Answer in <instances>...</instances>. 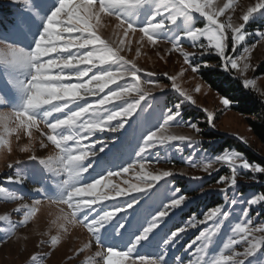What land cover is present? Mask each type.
<instances>
[{
  "label": "snow or ice",
  "instance_id": "1",
  "mask_svg": "<svg viewBox=\"0 0 264 264\" xmlns=\"http://www.w3.org/2000/svg\"><path fill=\"white\" fill-rule=\"evenodd\" d=\"M12 2L23 7L15 9L6 26L0 19V80L3 81L0 84V147H7L11 152L8 137L15 134L20 140L22 132L28 137V142L20 147V151L30 155L27 161L17 160L8 165L16 172L0 184V199L13 201L21 198L7 185H22L25 174H28L34 183L41 185L33 190L37 195L47 197L52 204L67 206L68 211L61 207L60 215L53 221L57 229L66 232L68 225L86 228L98 246L95 256L101 258L103 264H123L125 258L130 259V264H173L169 257L180 245L187 228L171 230L167 227L169 221L184 212L194 198L206 197L210 192L202 187L203 177L171 170L156 174L144 172L137 177L138 183L128 188L110 187L111 177L135 171V167L129 164L121 168V172L114 173L110 160H103L101 154L114 150L115 155L123 154L124 146L119 137L132 128L138 145V150L133 149L135 161L141 171L153 153L156 154L154 159L159 161L161 151L176 147V151L182 153L185 146L191 150L186 162L197 167L199 157V166L209 176L213 171H219V168L214 169V165L231 170L230 176H222L218 181L226 187L216 190L224 196L225 202L209 209L202 220L192 216L186 222L190 228L212 222L184 248L192 257L188 264H264V235H256L264 234V222L254 228L251 217L257 207L264 211V193L250 197L239 195L237 180L240 169L250 170L255 180L256 174H264V166L249 162L237 151L224 150L213 156L202 148V140L172 133L169 130L172 125L185 123L200 132L196 123L185 122L181 115L185 102L195 103L192 96L177 84V76L184 70L177 75L163 74L171 82V90L179 97L175 104L168 106L163 101L168 85L154 82L160 74L145 71L133 59L121 54L126 47L131 49L133 41L129 34L139 33V39L135 41L137 55H140L145 41L156 47L165 39L171 44L165 51L178 52L193 73L202 67H210L206 63H197V57L204 60L212 54L219 57L226 71L244 73L251 67L246 62L248 57L236 56L235 53L249 35L264 39V31H246V26L264 21V0H255L247 6L240 16L241 22L236 24L229 14L236 0H226L222 6L213 0ZM224 15H227L226 21L220 19ZM104 17L116 21L112 33L115 39H105L98 34V30L104 27ZM198 21H203L204 26L196 27ZM184 41H190L196 51L189 52L181 47ZM229 46L232 55L229 54ZM249 51L244 49L245 53ZM156 54L160 55L159 52ZM93 70L98 74L91 75L89 79ZM82 78L83 83L80 82ZM242 83L248 88L255 81L244 79ZM109 85H113L115 90ZM196 90L199 91V86ZM89 97L94 98L92 102H89ZM232 99L222 96L221 102L228 106ZM150 114H155V124L149 125L147 116ZM207 121L210 125L213 123L211 112L207 114ZM137 129L142 139L135 135ZM33 130L40 135V148L47 147L43 137L54 146L52 154L47 157L36 155ZM105 130L111 134L114 143L95 139L96 133H104ZM89 139L92 141L90 144L87 143ZM29 162H35L38 167L30 168ZM101 163L108 169L106 175L96 173ZM93 173L99 178L83 183ZM178 177H187L188 182L183 189L170 183ZM49 180L55 185L53 195H49L53 191L49 188ZM103 189L114 195L109 196ZM229 189L232 190L231 196L228 195ZM131 192L143 196V199L129 195ZM122 196L128 199L115 200ZM111 200L115 203H104ZM41 203L36 199L31 206L17 208V212L23 211L21 223H27ZM117 204L121 206L117 207ZM109 207L112 210L101 211ZM129 210L134 217L133 223L121 222L126 221ZM233 210H236L239 222L229 226ZM119 213L125 215L119 216ZM260 215V212L256 213L257 217ZM8 220V215H0V221ZM15 227L14 223L10 224L8 233ZM225 227H229L230 234L215 252L218 234H223ZM107 240L113 243L105 248ZM57 243L58 236L53 235L51 244ZM121 245L124 250L118 251ZM138 245L141 248L148 245L153 250L137 255ZM238 245L246 247L237 251ZM193 246L194 253L191 251ZM89 247L91 243L84 245V248ZM38 260L41 257L33 255L31 264H37ZM175 262L183 264L182 256H176Z\"/></svg>",
  "mask_w": 264,
  "mask_h": 264
},
{
  "label": "rangeland",
  "instance_id": "2",
  "mask_svg": "<svg viewBox=\"0 0 264 264\" xmlns=\"http://www.w3.org/2000/svg\"><path fill=\"white\" fill-rule=\"evenodd\" d=\"M7 1H10L13 4L12 0ZM213 2L222 6L226 0H213ZM253 3H255V0H236L234 9L229 10V14L232 16V22L234 24L241 22L240 16L242 15L243 10ZM21 7H23L22 4H15L13 8L17 9ZM220 19L226 21L227 15L220 17ZM115 23L116 21L114 19L104 17L102 20L104 27L98 30V34L105 39H115L112 35ZM203 26V21H198L196 23V27ZM258 30L264 31V21L246 26V31L248 33H254ZM129 35L133 41L131 49L129 50L126 47L121 54L125 55L127 59H133L137 63L138 67L145 69V71L160 74L159 79L154 82L168 85L167 96L163 98V101L166 102V105L168 106L175 104L179 97L177 93L171 90V82L168 81L163 74L168 73L169 75H177L178 73H181L182 69L184 70L181 75L177 76V84L180 88L186 90L192 96L195 103L185 102L181 110V115L183 116V120L185 119V122L191 121L192 123H196L200 132L197 133L185 123L181 125H172L169 129L172 133L178 135H188L197 140H202V148L207 150L213 156L224 150L239 152L233 144H228L222 149L219 147L225 138L236 140L249 149L250 152L258 158V161H250L247 159L249 162L264 166V146L252 133L245 116L233 109L232 106L235 103L232 101L228 106L222 104L221 97L223 95L214 90L203 78L207 69L217 67L229 76L239 80L242 86V81L244 79H252L255 81L254 85H250L248 88L243 87L254 92L264 101V73L258 75L254 74L257 68L259 66H263L262 64L264 63V39H261L257 35H249L246 42H242V44L238 46L235 55H246L248 57L246 62L251 66L249 70L244 73H240L238 70H232L231 72L226 71L220 62L219 57L215 54L206 57L204 60L197 57V63H206L210 65V67H202L199 72L193 73L191 68L184 63L183 57L178 52L174 51L169 53L165 51L171 47V44L166 42L165 39H162L156 47L147 44L145 41V46L141 48L140 55H137V45L135 44V41L139 39L140 34L136 33L133 35L130 33ZM202 42L206 43V41ZM253 45H255V47H253ZM181 47L189 52L196 51L190 41H184L181 44ZM245 48L250 49V51L245 53ZM228 51L229 54L232 55L230 46ZM157 52H159V56H157ZM161 56L164 57L163 60L160 59ZM53 58L55 57L53 56ZM110 70L114 71L115 69ZM94 74L98 73L93 70V72L89 73L88 78L90 79L91 75ZM72 82L75 83L76 80L73 78ZM80 82L83 83L85 81L82 78ZM119 82L120 81H117V83ZM2 83L3 81L1 80L0 84ZM197 86H199V91L196 90ZM109 87H112L115 90L113 85H109ZM88 99L89 102H92L94 98L89 97ZM197 111H200L201 114H203V117L195 118V113ZM208 112L213 114V123L211 125L207 121ZM147 119L149 121V125L155 124V114L148 115ZM158 126L159 125L157 124L156 127ZM43 127L44 126L41 125V128ZM150 130H155V128H150ZM45 131H47V129H45ZM207 131L213 132V135L211 137L205 136L204 132ZM144 134H146V132ZM33 135L36 137L34 140V147L37 156L47 157L55 151L54 146L47 141L46 137H43V139L47 147L40 148L39 133L33 130ZM135 135L142 139L139 129L136 130ZM95 139L97 141L107 140L114 143L111 134H108L107 130H105L104 133H96ZM119 139L121 141V145L124 146L123 154L115 155L114 150L113 152L101 154L103 155V160H110L112 165L111 171L114 173L121 172V168L127 167L129 164L134 165L135 171L127 173L121 172L120 175L111 177L110 187L111 185H118L122 189L128 188L131 184L138 183L137 177L139 175H143L144 172H152L153 174H156L158 171L162 170H171L177 173L184 172L187 173L188 176H200L204 178L202 187L208 189L210 194L206 197L194 198L193 201L188 204L187 208L184 209V212L178 213L174 216L172 220L169 221L167 226L171 230H175V228L178 227L187 228L186 232L182 236L180 245H177V249L173 250L174 252L169 258L172 260L173 264H176L175 257L182 256L183 264H188V261L192 257L184 251V248L191 244L192 241L195 240L196 236H198L199 233L206 227H209L212 222L208 221L203 225H197L195 228L187 227L186 222L192 216H195L197 220H202L204 218V213H206L209 209L225 202L224 196L216 190L226 187L225 184L218 183V181L222 176H230L231 170L226 166L214 165V169L219 168V171H213L209 176V174L205 173L199 166V157H197V167H192L186 162V158L191 154V150L185 146L182 153L177 152L176 147L170 148L167 152L161 151V158L159 161L154 159L156 154L153 153V157H150L148 161L144 162L145 167L143 171H141L139 164L135 161V151L133 149L135 148L138 150V145L133 135V129L128 128V131L125 132L122 137H119ZM8 140L12 149L11 152L7 150V147H0V184H4L6 178L10 175H14L16 172V169L8 167L10 163H15L17 160L27 161V157L30 155V153L20 151V147L28 142V137L22 132L20 140L16 139L15 134L9 136ZM210 141L212 142L211 145L209 144ZM87 143H92L91 139H89ZM97 151L99 150L97 149ZM105 152H107V149H105ZM29 167H38V165H35V162H29ZM107 170V168L103 167V163H101L96 168V173L106 175ZM96 173H93L91 178H85L83 183H90L92 179H98L99 176L96 175ZM237 180L239 184L238 194L250 197L253 194L261 193L257 190V187L264 185V174H256V179L253 180L250 170L245 171L240 169ZM187 182V177H178L177 180L170 181L171 184H175L177 187L182 189L187 185ZM48 185L49 188L53 190L49 192V195H53L55 189L54 182L49 180ZM40 186V184L34 183L31 176L28 174H25L22 185H7L9 190L15 191L21 198L13 201L0 199V215L9 216L8 221H0V264H31V258L33 255L41 257V260H38L37 264H103V260L95 256L98 246L95 240L91 238L86 228L80 225H68V230L66 232L57 229L56 225L53 224V221L56 220L58 215H60L59 209L61 207H63L65 211H68L67 206L52 204L48 201L47 197L37 195L33 190ZM140 186L143 187V185ZM103 191L108 192L107 189H103ZM197 192H199V189H197ZM231 194L232 190L229 189L228 195L231 196ZM108 195L112 196L114 193L108 192ZM129 195L138 196L135 192H131ZM138 198L143 199V196H138ZM36 199H40L42 201L41 205L38 207V211L27 223H21L24 219L23 211L17 212L16 209L21 205L31 206L33 200ZM126 199H128L126 196L115 198V200L121 201ZM115 200L104 203L114 204ZM146 203H150V201H147ZM116 206L119 207L121 205L117 204ZM103 210L112 209L109 207L101 209V211ZM257 212L261 213L259 217L256 216ZM263 212L264 211H262L259 207L255 208L252 212L251 217L254 221L252 227H258L262 222H264V218L262 216ZM118 215L123 216L125 214L119 213ZM81 218H83V216H81ZM133 221L134 217L131 214V210H129L126 221L121 222L131 224ZM235 222L239 221L236 210H233V219L229 221V226ZM13 223L16 227L14 231L9 234L8 229L10 224ZM228 234H230L229 227L224 228L223 234H218L219 238L216 241L217 246L214 249L215 252H218L219 248L222 247ZM53 235L58 236V243L56 245L51 244V237ZM256 235L264 234L257 233ZM88 243H91V247L84 248V245ZM111 243H113V241L107 240L105 242V248H107ZM244 247H246V245H238L236 250L243 251ZM117 250H124L123 245L118 247ZM152 250L151 246L145 245L141 248L138 245L136 254L143 255ZM191 251L193 253L195 252V246H193ZM123 264H130V259L125 258Z\"/></svg>",
  "mask_w": 264,
  "mask_h": 264
},
{
  "label": "trees",
  "instance_id": "3",
  "mask_svg": "<svg viewBox=\"0 0 264 264\" xmlns=\"http://www.w3.org/2000/svg\"><path fill=\"white\" fill-rule=\"evenodd\" d=\"M13 7L14 5L10 1L0 0V19L4 21L5 26L8 20L11 19V14L14 12V9H16ZM262 65L257 68L254 73L255 75L264 73V63ZM203 78L219 94L233 98L231 100L235 103L232 106L233 109L245 116L252 133L264 146V101L254 92L245 89L239 80L229 76L217 67L207 69ZM196 117H203V114L197 111L195 113ZM204 134L207 137H211L213 132L207 131ZM228 144H233L248 160L258 161V158L249 149L236 140L225 138L219 147L222 149ZM257 190L264 193V185L257 187ZM262 216L264 218V212Z\"/></svg>",
  "mask_w": 264,
  "mask_h": 264
}]
</instances>
